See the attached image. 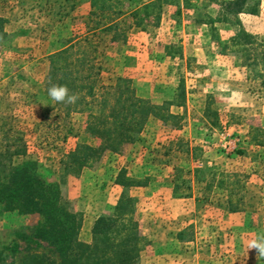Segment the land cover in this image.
I'll list each match as a JSON object with an SVG mask.
<instances>
[{
  "label": "rangeland",
  "instance_id": "rangeland-1",
  "mask_svg": "<svg viewBox=\"0 0 264 264\" xmlns=\"http://www.w3.org/2000/svg\"><path fill=\"white\" fill-rule=\"evenodd\" d=\"M94 1L0 0L7 33L0 41V154H10L16 165L36 161L59 181L61 160L78 144L99 145L86 129L85 103H56L47 95L50 56L73 43L75 53L100 67L98 83L106 89L97 91L95 102L88 99L95 110L120 79L152 104L180 101L184 108L170 109L181 116L177 125L150 117L122 152H105L80 175L67 176L61 195L71 209L84 220L89 202L103 198V184L124 169L148 183L173 181L179 193L208 199L200 214L214 217L219 210L213 204L223 199L253 216L249 236L223 242V261H231L226 251L237 250L236 261L264 264L255 249L247 253V241L264 233V0H248L239 14L227 12L231 0H169L162 27L153 7L148 16L142 9L98 34L92 31L114 15L98 6L89 10ZM113 101L108 96L106 104ZM41 219L0 207V250L9 261L53 255L46 245L23 239ZM80 238L88 242L87 229Z\"/></svg>",
  "mask_w": 264,
  "mask_h": 264
},
{
  "label": "trees",
  "instance_id": "trees-1",
  "mask_svg": "<svg viewBox=\"0 0 264 264\" xmlns=\"http://www.w3.org/2000/svg\"><path fill=\"white\" fill-rule=\"evenodd\" d=\"M166 2L167 0H156L144 5V14H151L150 9L154 7L158 9L156 20L159 21ZM247 2L248 0H231L226 3V10L230 14L244 13ZM120 5L119 0L92 2V7L98 6L102 12L107 8L114 17L120 16ZM92 14L95 12L92 11ZM5 24L6 20L0 17V41L7 36ZM115 28L116 26L111 25L108 31ZM239 35L251 38L244 32ZM74 48L72 43L50 56L48 86L65 85L70 94H75L79 102L85 103L90 111L86 129L100 143L97 146L78 144L76 149L67 154L61 160L59 181L36 161L26 160L16 165L10 154L1 153L0 207L27 215L38 214L42 218L30 234H24L23 239L38 247L46 245L53 255L28 253L19 264H136L141 255L143 236L135 216L136 199L126 190L148 182L128 177L125 169L120 171L116 183L125 191L113 210L97 219L91 242L81 240L83 215L72 210L68 201L62 198L61 184L67 176H78L84 169L93 166L105 152H122L124 146L134 142L135 136L143 131L150 117L159 118L166 123L175 121L177 125L181 116L171 113L170 107L174 102L152 104L139 97L125 79H120L113 89L101 94L100 100L103 102L95 110L89 106L91 103L88 99L95 102L99 97L97 91L106 89L98 83L100 67L89 60L85 53H75ZM108 96L114 100L113 104H106ZM179 98L184 100L185 93L182 92ZM176 103L180 105L183 102ZM176 192H179L177 185ZM234 206L230 201L227 209L233 212L241 210ZM18 247V244H14L9 250L14 255ZM4 251L0 250V264H16L15 261L8 260Z\"/></svg>",
  "mask_w": 264,
  "mask_h": 264
},
{
  "label": "crops",
  "instance_id": "crops-1",
  "mask_svg": "<svg viewBox=\"0 0 264 264\" xmlns=\"http://www.w3.org/2000/svg\"><path fill=\"white\" fill-rule=\"evenodd\" d=\"M153 1L156 0H124L123 3L120 2V16L112 18L110 24L94 29L92 33L98 34L100 31H107L109 26L119 24L127 15L140 13L144 5ZM128 3L134 4L132 7H127ZM168 6L169 0L162 7L157 26L162 27L165 23L167 18L165 13L169 11ZM91 8L92 6L89 4V10ZM207 25V23H202L197 28H207ZM171 108L172 110L174 108L182 110L184 107L174 101ZM118 174L113 177L110 183L103 184L102 199L99 201L94 199L91 200V203L89 202L81 232L82 236L84 230L87 229L88 242L92 240V231L97 219L111 212L125 191L116 183ZM126 174L129 176L130 173L126 171ZM95 187L96 185H93V188ZM126 191L136 199L135 216L139 221L143 236L142 251L136 264H253L252 262L240 263L236 261L233 255H236L237 250L226 251L228 254L233 253L231 261L230 263L223 261V242L229 239L230 241L238 239L242 234L249 236L253 226V216L248 215L244 208L240 211H229L226 207L230 201L218 199L213 204L219 210L214 217L213 215L200 214L202 206L206 205L205 202L208 199L200 198L192 193L176 192V183L173 181L170 184L148 183L128 188ZM212 218L214 222L211 220ZM210 224H213V227ZM207 226L212 232L211 239L204 238V230ZM240 239L243 240L244 237L241 236ZM208 242H213L214 245L208 246ZM244 254H246L245 251Z\"/></svg>",
  "mask_w": 264,
  "mask_h": 264
},
{
  "label": "clouds",
  "instance_id": "clouds-1",
  "mask_svg": "<svg viewBox=\"0 0 264 264\" xmlns=\"http://www.w3.org/2000/svg\"><path fill=\"white\" fill-rule=\"evenodd\" d=\"M47 95L51 101L56 103H75L78 97L70 94L69 89L65 85L51 84L47 89ZM247 248L255 249L259 258H264V233L256 234L255 238L247 241Z\"/></svg>",
  "mask_w": 264,
  "mask_h": 264
}]
</instances>
